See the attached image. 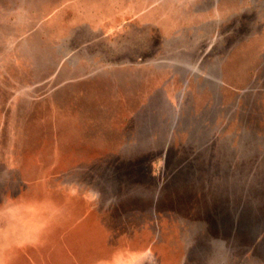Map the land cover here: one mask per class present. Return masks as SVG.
Segmentation results:
<instances>
[{"label":"rangeland","instance_id":"obj_1","mask_svg":"<svg viewBox=\"0 0 264 264\" xmlns=\"http://www.w3.org/2000/svg\"><path fill=\"white\" fill-rule=\"evenodd\" d=\"M0 264H264V0H0Z\"/></svg>","mask_w":264,"mask_h":264}]
</instances>
